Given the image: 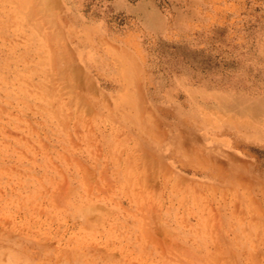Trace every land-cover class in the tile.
I'll return each mask as SVG.
<instances>
[{"label":"rangeland","instance_id":"374dc122","mask_svg":"<svg viewBox=\"0 0 264 264\" xmlns=\"http://www.w3.org/2000/svg\"><path fill=\"white\" fill-rule=\"evenodd\" d=\"M0 264H264V0H0Z\"/></svg>","mask_w":264,"mask_h":264}]
</instances>
